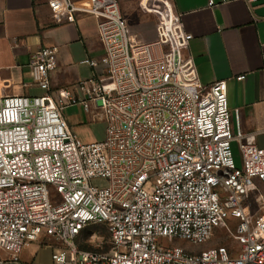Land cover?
I'll use <instances>...</instances> for the list:
<instances>
[{
    "label": "built area",
    "instance_id": "obj_1",
    "mask_svg": "<svg viewBox=\"0 0 264 264\" xmlns=\"http://www.w3.org/2000/svg\"><path fill=\"white\" fill-rule=\"evenodd\" d=\"M156 1L161 19L144 41L117 0H48L58 24L75 22L79 11L98 21L108 80L79 82L84 98L62 93L87 112L94 105L106 136L86 143L73 132L61 93H51L57 46L37 50L30 74L44 94L0 97V249L9 253L0 264H23L24 248L43 239L55 245V264H264V196L254 211L249 203L253 180L264 183V148L242 130L239 109L230 111L226 82L201 84L184 54L193 35L170 0ZM90 225L106 226V244L81 247ZM217 227L229 244H173L207 243Z\"/></svg>",
    "mask_w": 264,
    "mask_h": 264
},
{
    "label": "crops",
    "instance_id": "obj_2",
    "mask_svg": "<svg viewBox=\"0 0 264 264\" xmlns=\"http://www.w3.org/2000/svg\"><path fill=\"white\" fill-rule=\"evenodd\" d=\"M117 1L135 31L145 15L156 18L157 23L161 19L154 11L161 8L156 0ZM170 1L183 29L193 35L184 54L194 59L201 84L226 82L230 111L239 109L242 130L254 135L257 146L264 148V0H212V6L210 0ZM74 2L88 5L90 0ZM97 23L93 14L79 11L75 22L58 24L48 0H0V97L43 95L44 90L32 80L31 60L41 47L57 46L50 87L51 93L56 95L58 90L66 103L63 114L67 123L76 134L71 120L79 111L82 116L74 117L79 123L88 117L98 119L94 105L87 112L81 104H67L62 93L68 89L73 96L84 98L79 82L91 78L108 80L107 67L101 61L105 50ZM86 58L96 60L97 65L84 63ZM241 75L245 77L238 79ZM233 121L237 130L235 115ZM86 242L83 240L81 247L90 245Z\"/></svg>",
    "mask_w": 264,
    "mask_h": 264
},
{
    "label": "rangeland",
    "instance_id": "obj_3",
    "mask_svg": "<svg viewBox=\"0 0 264 264\" xmlns=\"http://www.w3.org/2000/svg\"><path fill=\"white\" fill-rule=\"evenodd\" d=\"M147 12V10L145 9ZM127 20V19H126ZM145 20V21H144ZM142 23L139 26V30L135 31L134 28L130 26V28L134 33H136L141 40L148 41L155 38L154 29L157 23L156 18L148 19V16L145 15V19H141ZM69 109H66V113ZM82 112L72 117V123L74 124V131L77 136L84 142H92L99 141L105 138L106 136V128L107 122L105 119L98 118L95 121L91 120L88 117L85 121L79 123V119H75L74 117H81ZM231 151L234 159V163L237 167L242 165V158L240 153L239 145L236 141L231 143ZM256 184L257 189L253 192L249 193V203L251 209L254 211L257 209V201L256 198L263 195L264 196V183L258 179L253 180ZM92 184L98 187L107 186V180L103 178H93L91 180ZM52 196H55L56 201L59 200L58 196L55 192H51ZM229 223L231 226L234 225V219L230 218ZM228 231L226 229L217 227L214 231L213 237L207 243L201 244L199 246H191L189 243L183 240L173 241L174 245H179L187 248L196 249L194 251H200L207 247L219 244H229L231 241L227 237ZM109 238L108 231L106 227L103 225H92L90 228H86L82 233V238L78 241L81 245L83 240H87L90 243L91 248H95L97 246H101L102 244H106ZM55 245L47 239H43L41 241L33 242L30 246L24 248L21 253V260L23 264H55L52 258V254L54 251ZM9 257V253L0 249V258L6 259Z\"/></svg>",
    "mask_w": 264,
    "mask_h": 264
},
{
    "label": "trees",
    "instance_id": "obj_4",
    "mask_svg": "<svg viewBox=\"0 0 264 264\" xmlns=\"http://www.w3.org/2000/svg\"><path fill=\"white\" fill-rule=\"evenodd\" d=\"M92 225H90V226H87L86 228H90ZM104 227H106L105 225H103ZM85 228V229H86ZM107 229V228H106ZM83 248H85V249H92L89 245H85V246H82Z\"/></svg>",
    "mask_w": 264,
    "mask_h": 264
}]
</instances>
